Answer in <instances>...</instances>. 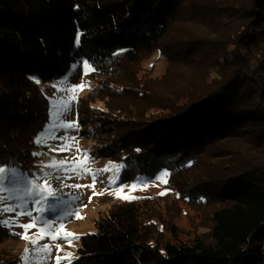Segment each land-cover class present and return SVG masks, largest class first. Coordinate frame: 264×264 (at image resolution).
I'll return each mask as SVG.
<instances>
[{"label": "trees", "instance_id": "trees-1", "mask_svg": "<svg viewBox=\"0 0 264 264\" xmlns=\"http://www.w3.org/2000/svg\"><path fill=\"white\" fill-rule=\"evenodd\" d=\"M154 52L160 76L141 64ZM77 59L119 72L94 89L105 108L91 110L95 156L129 177L167 169L174 201L207 219L182 241L164 196L115 202L73 264H264V164L258 178L259 158L233 152L264 137V0H0V139L29 143L19 158L0 147V164L34 165L47 110L29 77H59Z\"/></svg>", "mask_w": 264, "mask_h": 264}, {"label": "rangeland", "instance_id": "rangeland-1", "mask_svg": "<svg viewBox=\"0 0 264 264\" xmlns=\"http://www.w3.org/2000/svg\"><path fill=\"white\" fill-rule=\"evenodd\" d=\"M186 27L192 28L193 25L190 23L186 24ZM195 27V26H194ZM206 32L211 33L213 31L212 28H207L202 25V27ZM83 61L84 59H77L72 62L69 69L61 76L43 81L37 75H32V77H38L39 83H34L37 85L38 89L42 94V98L44 99L47 115L46 119L43 121L39 128L34 127L36 124H33L30 128V125H23L21 127L22 130H29L34 127V130H37L33 134V145L30 147V155L33 153H39L38 156H34V165L27 169L26 167H20L15 164H0V167H15L21 173H35L37 175H43V172H50L52 176H71V179L64 180L65 184H76V185H85L91 186L92 181V173L97 172V170L104 169L106 166L109 168V171L99 174L97 176V182L95 187H81L78 189L72 188H63L61 189L60 181L51 179L50 182L52 187L57 189V195H61L63 199H67L68 194L78 195L80 198L74 202L72 207L74 209L79 210V215L82 216V219H75L74 217H69L67 221L63 223V231H60V235L63 236L65 232L73 233L78 236H82L84 234L93 233L96 229L95 222L99 218L101 214L108 212V210L113 206L115 202H125L135 200L138 201L144 197L151 198H160L162 197L160 193H166L163 199H165V203L167 206L171 208V214L173 213L171 220L177 228L179 229V238L183 241L193 237L194 229L198 226L200 221L207 219V209L197 210V208L189 206L187 203L181 200L174 201L172 198L176 196V192L163 183V180H168V176L163 177L161 181L155 180V177L161 172H168L166 170L160 171L158 174L152 177H143L140 175L134 176H126L123 170H120V178L117 184L112 185V187L108 190H105L108 186V179L112 177L116 178L115 163L110 164V160L107 158H100L95 156V152L99 150L100 145L96 142L97 138L93 137L95 133H93V122L95 115L93 113L92 108L94 109H105L103 101L97 96L94 89L97 88L102 83L112 82L113 84H117L118 69L112 63L113 70L108 73H101L98 70L94 72H90L88 75H83ZM77 64V69H72V64ZM144 68L151 69V75L160 76L163 72L164 68V60L162 56L159 55L158 52L151 53L150 57H147L145 61H142ZM64 79V83H60V79ZM56 85V88L53 87ZM73 85H83V88H76L72 91H63V89H72ZM57 89H61L58 91ZM71 100V109L67 111L63 108V104L67 103ZM79 111L82 113L79 122ZM60 120L64 121H76L78 123V131L74 128L69 129H61L57 134L66 136L67 139L63 141L69 146V150L64 152H57L53 149L61 143L59 140L46 139L49 135L44 132V129L51 122L53 124H58ZM26 127L28 129H26ZM22 133V132H21ZM43 133V135H42ZM41 136L43 146L35 144V138ZM239 136V135H237ZM234 136L235 140L241 142L240 139ZM75 137V140L71 139ZM264 138V137H263ZM263 138H251L248 143L250 147H247L241 142V145L234 148V153L239 154L241 151L249 149L250 160L258 159L259 161L255 162L252 166V170L257 173H253L256 177H261V165L264 164V139ZM5 140V141H4ZM7 139L2 137L0 139V147H2V151H8L18 158L21 156L20 154L15 153L20 149H24L25 144L28 145L27 141L20 142L19 148L14 143L15 146H11L12 143H7ZM4 142V143H3ZM87 154L85 156L84 154ZM33 156V155H32ZM57 161L68 160L69 166L72 164L78 165L75 171L65 172L63 169H54V168H43V165L50 163L52 159ZM84 169H88V173L85 174ZM250 169V171H251ZM259 169V170H258ZM77 172L79 175H77ZM151 178V180H149ZM28 179H34V177L29 176ZM137 181H147L145 186L144 183H137L136 188L132 189L133 183ZM38 184H42L43 181H36ZM123 185L122 191H120L121 196L134 197V199H121L117 198L116 192L118 187ZM18 189L23 190L25 185L23 182L16 186ZM95 193V195H94ZM8 193H0V195H7ZM19 196V193H17ZM89 197H91V201L89 202ZM23 199H17L15 203H22ZM156 201H158L156 199ZM160 201V200H159ZM172 201V202H169ZM5 203H9V201H5ZM162 203V202H161ZM163 204V203H162ZM174 204L176 206H174ZM31 206V205H29ZM19 210V209H18ZM166 211L162 210V214H165ZM62 215V209L58 208L56 210H49L44 213L33 212V216H42L45 219L51 218L52 220H56L58 216ZM1 219H9L15 218V214H6ZM17 223H31V218L24 216L17 220ZM207 223V220L205 221ZM41 224L37 222L36 226L28 229L27 235L28 239H22L21 235L24 234V229L20 227L9 228V234L2 237L0 240V262L7 264H54L53 257L56 255V245L59 244L62 251H60V255L63 257L65 253L72 252L73 257H78V247L80 245V239H76L72 241V246L69 247L68 243L64 239H59L56 241L50 240V238L46 235L45 239L39 240V236L41 233L39 232V228ZM8 228V227H7ZM60 230L59 223L54 224L52 233ZM11 233H19L20 235H12ZM33 240H39V243L34 247L32 244ZM45 243L49 244L52 248L51 257L48 259L41 260L40 255H33L35 248L42 247ZM25 249H28L27 260L21 261L20 258L25 255ZM42 255V254H41ZM75 260V259H74ZM73 260V261H74ZM61 264H67V261H62Z\"/></svg>", "mask_w": 264, "mask_h": 264}, {"label": "snow or ice", "instance_id": "snow-or-ice-1", "mask_svg": "<svg viewBox=\"0 0 264 264\" xmlns=\"http://www.w3.org/2000/svg\"><path fill=\"white\" fill-rule=\"evenodd\" d=\"M83 33L78 30L77 35L75 37V45L74 47L78 50L81 47V40H82ZM43 43V41H42ZM125 51V50H122ZM121 54L120 52L115 53V55ZM72 69H77V64H72ZM96 71V68L90 63L88 59H85L83 61V75H88L90 72ZM29 79L34 80L35 82L39 83L38 77H32L30 76ZM60 83H64V79L61 78ZM54 88H56V85H53ZM76 88H83V85H73L72 89H63V91H72ZM60 91L61 89H57ZM63 108L67 111H70L71 109V100H69L67 103L63 104ZM74 128L78 131V123L76 121H64L60 120L58 124L49 123L48 126L44 129L45 133H48L49 135L46 137V139H52V140H59L61 141L60 144H58L53 150L57 152H64L69 150V146L66 143H63L67 139L66 136L58 135L57 133L61 129H69ZM43 135V133H42ZM71 139L75 140V137H72ZM35 144L43 146L42 138L41 136H38L35 138ZM139 151V150H137ZM33 156H38L39 153H33ZM87 156V154H84ZM112 162H110L111 164ZM78 167L76 164H72L69 166L68 160H61L57 161L54 158L50 161V163L43 165V168H54V169H63L65 172H72L75 171V169ZM116 171V178L113 179L112 177H109L108 179V186L105 190H108L112 187V185L117 184L119 178H120V170H123L124 165H115L114 166ZM88 169H84L85 174L88 173ZM109 171V168L106 166L104 169L97 170V172L92 173V185L91 186H85V185H76V184H65L64 180L71 179V176H52V173L50 172H43V175H37L35 173H27L17 170L15 167H0V193H8L5 195H0V217L5 216L6 214H15V218H9V219H0V227H8V228H14V227H20L24 229V234L21 235L22 239H28V229L36 226L37 222L41 224V227L39 228V232L41 235L39 236V240L45 239V236L47 235L50 240L56 241L59 239H64L67 241L68 246H72V241L76 239H80V236L65 232L63 236L60 235V231H63V223L68 220L69 217H74L75 219H82L83 217L79 215V210L74 209L72 205L76 200H78L80 197L75 194H68L65 195L68 196V198L65 200L62 198L61 195H57V189L52 187V184L50 182L51 179H55L60 181L61 189L63 188H72V189H78L81 187H95V184L97 182V176L99 174H102L104 172ZM77 175L79 173L77 172ZM170 175L168 172L164 171L158 174L155 177V180L161 181L163 177ZM29 176L34 177V179H28ZM42 180V184H38L36 181ZM151 180V178H149ZM21 182L24 183L25 187L23 190L18 189L16 186L20 184ZM167 180H163V183L167 184ZM137 183H144L145 186L147 184V181H137L133 183L132 189L136 188ZM123 185H120L118 187V190L116 192L117 198L121 199H134V197H128V196H121L120 191H122ZM19 193V196L17 195ZM166 193L162 192L160 193L161 196L165 195ZM95 195V193H94ZM26 198L23 199L22 203H15L17 199ZM5 201H9V203H5ZM91 201V197H89V202ZM31 205V206H29ZM62 209V215L58 216L56 220H52L51 218L45 219L42 216H33V212H40L44 213L49 210H56V209ZM19 209V210H18ZM27 216L31 218V223H17V220L19 218ZM59 223L60 230L55 232V234L52 233V229L54 224ZM12 235H20L19 233H11ZM39 240H33L32 244L35 247ZM60 251H62L59 244L56 245V255L52 258L54 264H61L62 261H67V264H73V260H79V257H73L72 252H67L62 257L60 255ZM28 249H25V255L20 258L21 261L27 260L28 256ZM52 248L49 244L45 243L42 247L35 248V251L33 255H40L41 260L48 259L51 257ZM42 254V255H41ZM39 264V262H38Z\"/></svg>", "mask_w": 264, "mask_h": 264}]
</instances>
